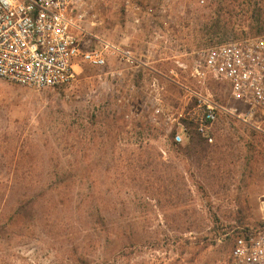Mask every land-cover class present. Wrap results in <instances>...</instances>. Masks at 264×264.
<instances>
[{"label": "rangeland", "instance_id": "374dc122", "mask_svg": "<svg viewBox=\"0 0 264 264\" xmlns=\"http://www.w3.org/2000/svg\"><path fill=\"white\" fill-rule=\"evenodd\" d=\"M127 1L139 22L107 0L85 43L120 44L145 66L80 64L59 89L0 80V264H228L236 237L264 229V134L225 83L190 76L207 48L264 35V0ZM181 85L238 109L218 113L206 159L185 153L187 135L172 145L194 106ZM141 145L181 181L155 183Z\"/></svg>", "mask_w": 264, "mask_h": 264}, {"label": "built area", "instance_id": "2783aa9c", "mask_svg": "<svg viewBox=\"0 0 264 264\" xmlns=\"http://www.w3.org/2000/svg\"><path fill=\"white\" fill-rule=\"evenodd\" d=\"M106 2L0 0V80L34 90L59 89L75 80L80 64L102 68L109 58H114L133 69L145 66L120 44L103 41L100 49L84 47L85 38L91 36L89 26L96 20V12L91 9ZM128 7L126 0L125 11L129 10L133 22L138 23L140 7L136 3ZM190 76L199 84L207 78L225 83L231 100L246 109L242 114L245 121H251L252 127L264 134V35L207 48L198 53ZM180 88L194 102L188 122L211 144L218 113L234 115L238 109L223 108L197 90L182 85ZM162 111L156 109L154 114ZM176 126L172 139L180 145L186 139L187 129L181 121ZM228 264H264V229L236 237Z\"/></svg>", "mask_w": 264, "mask_h": 264}, {"label": "trees", "instance_id": "16d2710c", "mask_svg": "<svg viewBox=\"0 0 264 264\" xmlns=\"http://www.w3.org/2000/svg\"><path fill=\"white\" fill-rule=\"evenodd\" d=\"M181 122L185 125L186 129H187V138L188 140H190V143H193L192 147L190 149H188L189 152H185L186 154H189L190 156H196V158L199 160V158L201 159V154H205L203 155L202 158H204L206 155V151H208V148L203 146V142L205 143L206 141L203 140L199 134L196 132V130L194 129L193 127V130H189V127H191L192 123H188L187 121L185 120H181ZM193 126V125H192ZM172 145H178V144H175L173 143L172 141ZM142 154L147 156V158L149 159V162H148V165L151 167V174H152V177L155 181V183L157 184H162V182H164V175H168V178L165 180V181H169L170 185H172L174 187V182L173 180H176V181H181V178H183V176H181L180 174L177 175L176 174V168L174 167V165H164V164H159L160 168L162 169L161 171H158L157 169V163L158 162H155L154 160L152 161V156L151 154H153L152 152H150L149 150H146L145 147H143L142 145L140 146V153L138 155V157L140 159H137L136 162H141L143 159L142 158ZM156 155H157V152H156ZM206 159V157H205ZM170 172V170L173 172V174H175L173 177H170V174H165L164 171L167 170ZM173 182V183H172ZM148 197H154L155 199L154 200H159V196L162 195V193L156 191V190H153L151 193H146ZM9 195L11 196V194L9 193ZM171 195H173V193H171ZM14 196V195H12ZM156 196V197H155ZM174 196V195H173ZM175 199H178V194L175 193ZM174 199V197H173ZM81 202L82 201H85L87 200V197H82L80 198ZM102 201V200H101ZM159 203V202H158ZM91 204H93V202H91ZM102 204V203H101ZM99 204V202L93 204L92 206V210L94 211V213L96 214V216H100L103 218V214H104V211H106L105 209V206L102 204ZM103 206V207H102ZM158 206V204H157ZM103 225V224H102ZM104 226V225H103ZM107 226V225H106ZM191 227H187L185 230H187L188 232H190ZM79 262L81 264H88L87 263V259H78ZM128 264H133V262H129Z\"/></svg>", "mask_w": 264, "mask_h": 264}, {"label": "crops", "instance_id": "0c3cea01", "mask_svg": "<svg viewBox=\"0 0 264 264\" xmlns=\"http://www.w3.org/2000/svg\"><path fill=\"white\" fill-rule=\"evenodd\" d=\"M87 45V44H86ZM84 45L85 48H88V46ZM89 49V48H88Z\"/></svg>", "mask_w": 264, "mask_h": 264}]
</instances>
